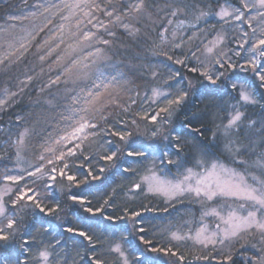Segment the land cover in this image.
Returning <instances> with one entry per match:
<instances>
[{"label":"snow or ice","instance_id":"snow-or-ice-1","mask_svg":"<svg viewBox=\"0 0 264 264\" xmlns=\"http://www.w3.org/2000/svg\"><path fill=\"white\" fill-rule=\"evenodd\" d=\"M33 8L28 14L7 16L6 26H0V66L22 63L29 53L47 64L55 79L38 89L40 94L47 89V95L31 103L41 109L35 114L37 125L47 122L51 111L59 113L63 126L54 134L47 128L40 133L24 128L14 141L9 136L15 160L9 167L12 156H0V264H68L71 253L79 264H169L159 260L161 254L175 258L171 264H191L182 252L157 247L148 238L141 218L153 212L152 207H121L115 189L102 204L93 205L85 193L110 188L116 176L138 177L128 192L164 197L165 212L179 211L176 205L185 199L200 206V227L194 235L192 230L169 229L170 240L177 244L211 246L212 252L193 256V261L264 264V107L259 118L247 113L249 106L264 101V0H163L162 6L160 0H120L118 5L109 0L104 9L97 0H37ZM97 11L115 15L116 26L133 42L157 23L153 16L161 12L178 19L177 29L184 26L181 16L191 14L199 22L215 15L233 35L222 30L185 52V41H167L169 29L160 23L161 42L170 47L154 54L170 62L168 77L151 89V96L136 93L140 110L150 102L158 111L133 114L137 99L130 96V103H122L121 93L130 91L124 87L129 75L139 73L143 79L146 69L142 63L113 62L111 42L88 28L104 27L94 23ZM56 15L65 23L48 28ZM38 17L44 18L43 26L34 23ZM45 29L47 38L34 43ZM171 35L175 38L176 31ZM195 39V34L188 37ZM86 48L94 51L82 55ZM131 58L140 60L138 54ZM148 67L151 78H157L155 66ZM32 81L33 76L25 74L17 91L0 90V112L17 103ZM60 84L63 90L53 93V86ZM117 109L131 118L113 123L109 117ZM25 119L17 115L16 123ZM33 136L40 137L41 151L37 162L25 168L22 153ZM93 145L96 150L89 152ZM190 148L195 153L188 166ZM208 218L217 221L213 229L204 223Z\"/></svg>","mask_w":264,"mask_h":264},{"label":"trees","instance_id":"trees-1","mask_svg":"<svg viewBox=\"0 0 264 264\" xmlns=\"http://www.w3.org/2000/svg\"><path fill=\"white\" fill-rule=\"evenodd\" d=\"M37 2V0H0V26L5 25V19L9 15H19V14H28L35 10L33 5ZM53 2H60V0H53ZM109 0H97V3L101 4V9H104L108 4ZM113 4H119L120 0H112ZM161 6L163 5V0H160ZM111 10V9H109ZM209 9H205L208 11ZM216 6L213 5L211 8L212 12H215ZM96 21H99L104 25V27H100L99 29L91 28L89 25V30L93 32H97L101 39H107L111 42V49L109 51V55L112 56V60L115 63H123V64H140L142 63L146 69L144 73V78L140 79L139 73L129 75L128 82L125 83L124 87L130 89L127 93H121L122 103H130L129 97L131 96L134 99H137V104L132 105V113L134 114L137 111H140V115H145L147 113H151L152 111H158L154 105L150 106V102L143 104V110H140L141 101L136 96V93L139 92L140 97L145 95L151 96V89L156 87L157 85H162L164 81L168 77V67L170 62L167 61L163 56L156 55L154 53H159L160 51H167L170 45L162 43L159 37V32L162 31L160 27V23H163L164 27L168 28L169 31L165 33V39L167 41H173L179 43L182 39L185 41V46L183 51H187L188 48H192L195 50L196 45L201 44V40L204 42L210 41L214 39L216 33L227 29L229 31V35L232 36L233 32L228 28L227 25H222V22L215 15H209L206 18H202L199 22L194 19V15H188L187 17L181 16L179 20H184V26L182 28L177 29L176 24L178 23V19L170 16H166L164 12H161L159 16H153V20H156V24H150L149 28H146L144 34L139 38L138 41H131L124 33V29L122 27H118L115 24V15L113 17H107L103 14L102 11H97L95 13ZM60 18L59 15L52 18L53 23L48 26H58ZM173 20L172 25L167 24L168 19ZM27 23V22H26ZM45 23V22H44ZM195 25V28L190 27V25ZM52 28V27H51ZM107 29V31L105 30ZM175 30L177 35L175 38L172 37L171 33ZM108 31L115 33L114 36H109ZM48 29H45L44 33H41L40 36L37 37L36 42H42L43 39L47 38ZM195 34L199 39H195L193 41H189L188 37L190 35ZM234 47V45H230ZM95 47H99L102 50L106 48L105 45L101 43H95ZM36 49L32 48L31 52H35ZM88 51H94V48H86L82 55H86ZM177 53L180 50H175ZM113 52H117V55H112ZM134 54H138L140 56V60H133L131 57ZM169 54H172L169 52ZM199 55V53H197ZM151 64L155 66L156 70L159 72V76L155 79H152L150 76L151 68L148 65ZM173 68H180L179 65H171ZM43 67V71L41 68ZM25 74H29L33 76V81L29 84L27 88H25L24 93L20 94L17 98V103L12 104L5 112H0V156L11 155L12 160L9 161V167H12L15 160V149L10 147L11 141L9 140V136L14 141L19 132H22L24 128H34L36 132L40 133L43 129L47 128L55 133V130L58 127H62V121L58 112L47 113L49 120L47 122L42 121L39 125H37L35 114L41 111V109L35 108L32 105V101H34L39 95H47L48 90L46 89L44 94H40L38 89L43 87L49 81V78L55 79V74L50 73L48 70V65H41V62L29 53L25 60L22 63L14 64L8 67L0 66V90L4 88H8L11 91H17V85L20 80L25 78ZM71 87V85H68ZM65 87L64 84H60L58 86H53L51 91L55 93L57 89L63 90ZM259 99V97H257ZM225 101H228V98L225 97ZM207 104V101L201 103L200 107L203 108L204 105ZM262 107H264V101H261L260 104L256 106H249L247 108V113L249 116L253 118H259V114L262 111ZM210 112L215 111V109H210ZM32 114V115H30ZM20 115L25 117L26 119L22 121L19 125L16 123V116ZM110 120L115 123L119 119L129 120L131 118L130 115H124L120 113L119 110L112 111L110 114ZM182 119V117H181ZM209 126H211L210 122H207ZM146 122H141V129L143 130ZM150 126V125H149ZM207 135H211L208 133ZM191 140V137H189ZM39 136H33L27 141V148L24 153H22L24 157V163L22 167L27 168L29 164H35L37 162V157L41 151ZM195 143V141H192ZM95 145L89 149V152L95 151ZM195 150L189 149L187 155L189 156L188 166H191V155H194ZM85 154H88L86 152ZM220 155V153H217ZM223 160V156H221ZM159 163V161H157ZM139 167V166H134ZM172 172L176 173L177 169L172 168ZM15 174V173H13ZM138 179V177H133L132 179H124L121 176L115 177V183L111 185L110 188L101 187L100 190L93 189L92 193L88 195V198L92 200L94 206H99V204L103 203V200L108 197V195L112 194V189L116 190L115 200L117 205L123 207L125 204H129L135 207H139L140 204L148 205L153 208V212L146 213L145 217L141 219L145 220V230L148 238H150L153 243L156 244L157 247H170L174 251L182 252L187 261L191 262V264H218L217 260H210L209 262L205 261H193V256L200 255H208L212 252L211 246L208 249H203L201 245L194 244L193 241L180 242L177 244L175 241H171L169 238V229L176 231L181 230L182 232H189L192 230V234L194 235L195 229L200 227V212L198 211L199 205L195 203V201H190L189 199H185L183 204H177L176 207L180 209L179 211H175L172 208H169L168 212L164 211L166 207L165 198L162 196H154L152 194H147L146 196L141 194L139 196H135L132 193L128 192V189L134 183V181ZM98 183V182H97ZM13 189L15 185H11ZM3 188V183L0 182V189ZM7 199V198H6ZM232 207H236V202L229 201ZM223 201H221V205ZM217 205V207L221 206ZM37 215H39L37 213ZM26 219L31 220L32 217H26ZM75 219L74 217L72 218ZM211 227H214L217 222L214 218L207 220ZM186 224V226H184ZM38 227V225H37ZM37 231H33V236H36ZM219 247V246H217ZM62 251V250H61ZM150 257H155V253H147ZM73 258H75V253H71V256L68 260V264H73ZM76 259V264H79L78 258ZM111 259V257H109ZM175 258L163 256L162 254L159 257L160 261H168L171 264L172 260Z\"/></svg>","mask_w":264,"mask_h":264},{"label":"rangeland","instance_id":"rangeland-1","mask_svg":"<svg viewBox=\"0 0 264 264\" xmlns=\"http://www.w3.org/2000/svg\"><path fill=\"white\" fill-rule=\"evenodd\" d=\"M65 2H67V3H73L74 2V0H65ZM33 11H35V10H33ZM64 15H69V12H68V10H65V12H64ZM57 16V15H56ZM56 16H53L52 18H53V20H54V17H56ZM58 20H59V22H57V23H59V24H61V23H65V21H63V20H61L60 18H58ZM44 18L43 17H38L35 21H34V23L36 24V25H39V26H43V24H44ZM58 24V25H59ZM54 28V26H50V28ZM66 33H67V30H66ZM209 219H212V218H208V219H206L205 221H204V223L209 227V229H213L214 227H211L210 225H209V222H207V220H209Z\"/></svg>","mask_w":264,"mask_h":264}]
</instances>
